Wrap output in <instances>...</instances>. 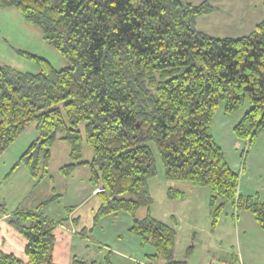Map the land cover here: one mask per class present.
<instances>
[{
    "label": "trees",
    "instance_id": "1",
    "mask_svg": "<svg viewBox=\"0 0 264 264\" xmlns=\"http://www.w3.org/2000/svg\"><path fill=\"white\" fill-rule=\"evenodd\" d=\"M0 7L18 9L70 62L57 69L27 52L38 72L0 65V153L30 124L39 131L13 169L23 162L41 182L50 175L53 144L68 143L71 162L60 172L89 165L99 189L90 231L124 212L130 232L154 246L146 262L133 264H188L175 258L176 229L151 213L149 183L158 170L150 143L167 180L211 187L212 230L228 205L236 218L252 213L264 230V202L239 194L240 172L213 134L221 106L235 114L246 103L234 134L252 147L264 133V18L247 35L217 37L197 28L214 10L207 0H0ZM84 143L91 159H84ZM167 194L179 199L185 191L171 184ZM49 202L11 213L9 224L27 240V260L0 251V264H57V222L42 211ZM142 207L148 210L140 217Z\"/></svg>",
    "mask_w": 264,
    "mask_h": 264
},
{
    "label": "crops",
    "instance_id": "2",
    "mask_svg": "<svg viewBox=\"0 0 264 264\" xmlns=\"http://www.w3.org/2000/svg\"><path fill=\"white\" fill-rule=\"evenodd\" d=\"M189 1L197 5L206 0L200 2L199 0ZM207 1L210 2L214 10L202 18L201 23H205L204 25L199 27V19H197V28L212 36L240 37L247 35L264 18V0ZM209 18L211 19L210 22L213 21L217 24L211 30L221 35L218 36L214 32L207 31L206 26H208L207 21ZM220 109L222 113L225 112L224 107ZM247 110L244 109L243 113L237 118L235 114L238 112H236L230 115L229 119H227V113L225 112L226 114L218 118V124L215 128L218 130L217 133L219 132V137H215L214 129L213 133L219 145L225 150L230 166L235 171L240 172L239 194L258 196L264 202V181H261L262 169H264V160L261 161V157L264 158V133L258 137L253 148H251L248 147V142L238 138L233 130ZM232 132L235 136H232ZM226 150L229 152V156ZM256 156H258V160H255ZM83 167L85 165L79 166V169H83ZM77 168L70 176H64L59 170L57 177H60V179H74L77 171H79ZM15 171H22L27 175L26 181L30 184V188L28 190L24 189V193L23 191L20 192L19 204H16L15 207H8L10 197H2L1 199L0 205H5L8 213H4L0 208V251L14 253L27 260L25 253L27 240L9 224L8 218L11 213L19 208L34 211L42 202L50 200L49 203L43 206L42 211L44 215L57 222V228L54 231L56 236L54 259L57 264H74V260L82 264H101L102 261L106 264L108 257L111 259L114 254L115 257H119L116 264H133L135 262H146L148 255L155 254L154 246L145 243L140 236L130 232L132 218L127 213L117 212L105 216L94 227L93 231H90L94 224V213L99 207V200L96 195L98 187L93 186L90 182V168L84 170L86 183L82 185H80L81 181L76 183V189L79 190L72 197V202L71 199L67 201L71 203L62 202L61 195L63 193L58 192L56 185H53V175L41 181L39 188L30 196L36 182L29 170L26 172L24 168L18 166L14 169ZM57 179L60 182L59 178ZM12 184H15V182L12 181ZM15 189L18 192L20 190L18 186ZM90 201H93L92 205L88 204ZM83 218H86V220ZM237 219L226 220L225 223V225L230 226L235 239L234 245H226L230 249L216 252V250H219L217 244L222 248L224 241L216 239L217 243L215 239H212V244L217 249L210 250L206 248L204 251L199 252L200 254L198 253V260L193 262L195 252L191 253L189 248L195 246L194 243L185 250L184 258L190 252L187 256L188 264H264V230L253 214L248 211H241ZM220 224L219 222L216 231L224 225ZM212 235H214V232ZM176 251L177 248L175 254ZM176 259L185 260L183 258ZM113 261L114 259H111V263L115 264Z\"/></svg>",
    "mask_w": 264,
    "mask_h": 264
},
{
    "label": "rangeland",
    "instance_id": "3",
    "mask_svg": "<svg viewBox=\"0 0 264 264\" xmlns=\"http://www.w3.org/2000/svg\"><path fill=\"white\" fill-rule=\"evenodd\" d=\"M200 1L203 0H199V2ZM206 15L208 14L198 18L199 27L205 24L201 23V20ZM210 20L209 18L207 21V31L210 33L214 32L218 36L221 35L211 30L214 29L217 24L213 21L210 22ZM27 52L48 59L57 69H62L70 65V62L63 57L54 46L48 44L43 39L41 30L37 26L28 23L18 9L15 7H0V65H9L24 72H38V64L34 59L28 57L26 54ZM249 107L250 104L246 103L244 107L235 114V117L237 118L243 113L244 109H249ZM220 108H223V106ZM220 110L215 116L216 124L214 122L215 127H213L215 130V137H219V132L217 133L218 130L215 129L218 124V118L226 114L225 112L222 113ZM230 115L233 114H226L227 119L230 118ZM232 136H235L233 132ZM38 137L39 131L36 124L32 123L4 150L3 153H0V202L2 201V197H10L8 207H15L16 204L18 205L20 192L23 191L24 193V189L28 190L30 188V184L26 181L27 175L22 171L14 172L13 167H15V164L19 161L31 142ZM149 145L156 156L158 170L157 175L153 177L149 183L150 191L154 199L151 205V213L155 218L172 225L176 229L177 251L175 258L187 260V256L184 258L185 250L194 243L196 245L189 248L191 253L195 252L193 262L198 260L199 252L204 251L206 248L210 250L218 248L219 250H216V252L230 249L227 246L230 244L234 245L235 239L230 226L225 225V223L227 222L226 220H238L236 217L232 216L233 207L228 205L224 213L219 217V222L224 224L222 228L219 227L217 231L216 229L212 230V221L214 217L209 204L211 187H198L185 181L174 183L167 180L164 174V165L156 145L154 143H150ZM253 146L251 148H253ZM70 151L69 144L61 140H57L51 147L50 175L54 176L53 185H56L58 192L63 193L61 198L62 202L65 203H71L72 197L78 192L79 189H76V183L80 181V185L86 183L84 180V170L90 168L89 165V167L85 165L83 169H79L78 167L77 169H79V171H77L75 178L71 180L57 177L61 167L71 162ZM226 153L229 156L227 150ZM91 157L92 148L84 143V159H91ZM255 160H258V156H256ZM263 160L264 158L261 157V161ZM19 166L28 172L27 170L29 169L25 163L22 162ZM57 178H59L60 182L57 181ZM12 181L15 182V184H12ZM261 181H264V169H262ZM171 184L177 185L180 189L184 190L185 196L179 199H171L167 194V189ZM40 185L41 182L36 183L35 188L31 190V192L29 191L31 194L30 196L35 193ZM17 186L20 188L19 192L16 189L14 190ZM69 199H71V202H67ZM88 204L92 205L93 201H90ZM147 210V208L142 207L139 211V216H145ZM83 219L86 220V218ZM213 232L214 235H212ZM212 239H215V241L223 240L224 244L222 248H220L218 244L217 248L213 246ZM118 258V256L115 257V254L111 257V259H114L113 262L115 264ZM101 264H105V262L102 261Z\"/></svg>",
    "mask_w": 264,
    "mask_h": 264
},
{
    "label": "built area",
    "instance_id": "4",
    "mask_svg": "<svg viewBox=\"0 0 264 264\" xmlns=\"http://www.w3.org/2000/svg\"><path fill=\"white\" fill-rule=\"evenodd\" d=\"M97 190H99V189H97Z\"/></svg>",
    "mask_w": 264,
    "mask_h": 264
}]
</instances>
